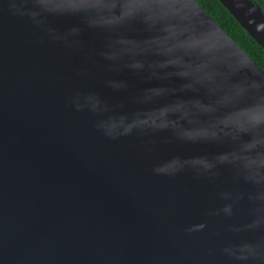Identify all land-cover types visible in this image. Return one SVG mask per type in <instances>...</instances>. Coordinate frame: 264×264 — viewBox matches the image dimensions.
<instances>
[{"label":"water","instance_id":"95a60500","mask_svg":"<svg viewBox=\"0 0 264 264\" xmlns=\"http://www.w3.org/2000/svg\"><path fill=\"white\" fill-rule=\"evenodd\" d=\"M0 264H264V70L197 0H0Z\"/></svg>","mask_w":264,"mask_h":264},{"label":"trees","instance_id":"16d2710c","mask_svg":"<svg viewBox=\"0 0 264 264\" xmlns=\"http://www.w3.org/2000/svg\"><path fill=\"white\" fill-rule=\"evenodd\" d=\"M205 11L228 33V35L243 49L263 70L264 50L239 25L227 9L218 0H197ZM259 3L264 11L263 0H252Z\"/></svg>","mask_w":264,"mask_h":264}]
</instances>
